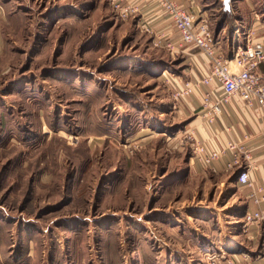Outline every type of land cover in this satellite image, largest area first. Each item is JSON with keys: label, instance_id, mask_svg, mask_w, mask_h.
Here are the masks:
<instances>
[{"label": "rangeland", "instance_id": "374dc122", "mask_svg": "<svg viewBox=\"0 0 264 264\" xmlns=\"http://www.w3.org/2000/svg\"><path fill=\"white\" fill-rule=\"evenodd\" d=\"M200 1L214 36L264 18V0ZM152 33L109 0H0V264H181L183 244L245 242L231 175L195 162L173 99L181 47Z\"/></svg>", "mask_w": 264, "mask_h": 264}, {"label": "crops", "instance_id": "0c3cea01", "mask_svg": "<svg viewBox=\"0 0 264 264\" xmlns=\"http://www.w3.org/2000/svg\"><path fill=\"white\" fill-rule=\"evenodd\" d=\"M120 1L121 4H133L137 6V13L133 14L138 23L143 21L151 28L156 36L167 38L175 45L179 43V37L173 26L164 16L154 0H109L110 5L113 2ZM197 2V3H196ZM200 0H183L186 9L195 13L197 17H206V4L200 3ZM197 4H201L200 6ZM249 10H254L249 7ZM251 14L249 18L242 23H236L233 29L222 28L217 30L218 35L214 36L220 51L224 56L231 57V49L240 42L236 39L237 34L234 30L243 27L244 31L252 29L255 40L264 43V18L256 17ZM180 47H178L179 49ZM180 50V49H179ZM178 50V51H179ZM181 54L183 58V79L194 80L209 72V65L203 55L197 49L187 45H181ZM258 73L264 81V66H259ZM206 89H213L220 94L218 85L215 82L210 83ZM203 90V89H201ZM201 91L195 90L194 94L183 100L182 107L185 114H190L189 124L195 129L197 137L201 140L212 143L217 149L223 151V155L211 167L216 172H229L231 175V185L235 186L234 195L236 203L233 210L240 217L242 223V235L245 242L235 245L229 243V247H221L226 256L214 257L218 251L211 252L208 248L197 243L181 245V264H264V201L254 203L249 197L254 193L258 198L264 195V109L257 103L248 106L237 95L221 106L220 113L214 118L213 122L207 123L200 111ZM233 143L243 146L250 153L249 176L251 186L236 184L237 170H227L226 164L231 161L232 153L227 149V144ZM245 164L241 160V164ZM246 211L260 212L262 220L245 225L243 223V214ZM246 241H248L246 243ZM244 242V244H243ZM189 246H192L190 248ZM217 248V247H215ZM208 253L210 257L202 255ZM212 256V257H211ZM220 256V255H219Z\"/></svg>", "mask_w": 264, "mask_h": 264}, {"label": "built area", "instance_id": "2783aa9c", "mask_svg": "<svg viewBox=\"0 0 264 264\" xmlns=\"http://www.w3.org/2000/svg\"><path fill=\"white\" fill-rule=\"evenodd\" d=\"M162 16L169 20L178 34L179 43L174 44L165 37L154 34L155 46L161 44L169 51L178 50L181 45L195 48L206 59L209 65V72L194 80L181 82L175 79L173 99L184 100L194 94L195 90L201 91L200 111L207 123L213 122L220 113L221 106L230 98L237 95L248 106L257 103L264 109V81L258 73L259 66H264V43L255 40L254 31L247 29L242 32V40L234 42L231 49V57L228 58L220 51L214 39L213 31L205 17L197 15L186 9L183 0H154ZM113 9L120 20H126L137 13V6L133 4H121L120 1L112 3ZM146 31L152 33L151 28L143 21ZM237 36L239 29L235 30ZM153 34V33H152ZM162 74L163 76L167 75ZM215 82L218 85L220 94L213 89L206 87ZM203 89V90H201ZM264 139V134L262 136ZM227 149L232 153V159L226 164L227 170L238 167L236 172V184L251 186L249 176L250 153L241 145L228 143ZM223 155V151L217 149L208 141H197L193 149V159L202 168H209ZM241 160L245 164H241ZM254 203L264 201V195L258 198L254 193L249 196ZM262 220L260 212L246 211L243 214L245 225ZM213 264V262H211Z\"/></svg>", "mask_w": 264, "mask_h": 264}]
</instances>
